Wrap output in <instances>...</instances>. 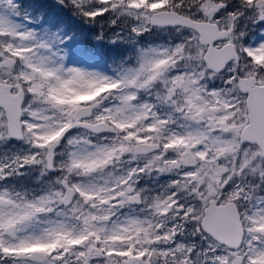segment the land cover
I'll list each match as a JSON object with an SVG mask.
<instances>
[{
	"label": "snow or ice",
	"instance_id": "6c2138e0",
	"mask_svg": "<svg viewBox=\"0 0 264 264\" xmlns=\"http://www.w3.org/2000/svg\"><path fill=\"white\" fill-rule=\"evenodd\" d=\"M57 3L120 55L0 0V264H264V0Z\"/></svg>",
	"mask_w": 264,
	"mask_h": 264
},
{
	"label": "trees",
	"instance_id": "16d2710c",
	"mask_svg": "<svg viewBox=\"0 0 264 264\" xmlns=\"http://www.w3.org/2000/svg\"><path fill=\"white\" fill-rule=\"evenodd\" d=\"M24 3L29 5L27 13L36 20L33 24L44 23V21L36 19L42 15L45 20L56 22L62 28L70 30L84 45L91 46L95 52L101 54L102 64L111 65L112 58L119 57L120 49L108 45L106 40H95V36L100 30L99 22L96 24L85 23L79 17L74 16L70 10L59 5L57 0H24ZM105 31H108L107 28Z\"/></svg>",
	"mask_w": 264,
	"mask_h": 264
},
{
	"label": "rangeland",
	"instance_id": "374dc122",
	"mask_svg": "<svg viewBox=\"0 0 264 264\" xmlns=\"http://www.w3.org/2000/svg\"><path fill=\"white\" fill-rule=\"evenodd\" d=\"M23 22V21H22ZM36 22V20H33V23ZM26 23V22H25ZM26 26H32V25H29V24H26ZM151 42V41H149ZM96 45V44H95ZM102 62V61H101Z\"/></svg>",
	"mask_w": 264,
	"mask_h": 264
}]
</instances>
